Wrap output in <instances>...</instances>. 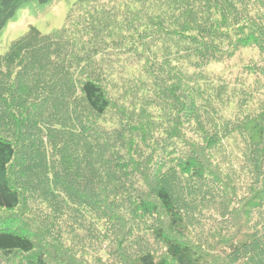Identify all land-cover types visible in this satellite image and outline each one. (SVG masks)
I'll return each mask as SVG.
<instances>
[{
  "label": "trees",
  "instance_id": "trees-1",
  "mask_svg": "<svg viewBox=\"0 0 264 264\" xmlns=\"http://www.w3.org/2000/svg\"><path fill=\"white\" fill-rule=\"evenodd\" d=\"M0 264H264V0H75L13 42Z\"/></svg>",
  "mask_w": 264,
  "mask_h": 264
},
{
  "label": "rangeland",
  "instance_id": "rangeland-1",
  "mask_svg": "<svg viewBox=\"0 0 264 264\" xmlns=\"http://www.w3.org/2000/svg\"><path fill=\"white\" fill-rule=\"evenodd\" d=\"M74 5L75 0H59L44 11H36L35 2L23 8L15 21L10 22L0 34V56L5 55L9 51L10 45L26 35L31 27L36 28L43 35H52L53 32L61 29ZM172 53L177 56L175 50H172ZM133 68L134 72H137V67ZM79 257L82 260L85 259V256L81 254Z\"/></svg>",
  "mask_w": 264,
  "mask_h": 264
}]
</instances>
